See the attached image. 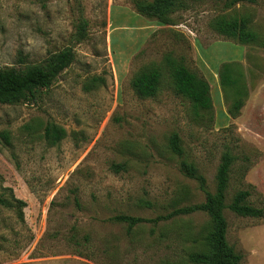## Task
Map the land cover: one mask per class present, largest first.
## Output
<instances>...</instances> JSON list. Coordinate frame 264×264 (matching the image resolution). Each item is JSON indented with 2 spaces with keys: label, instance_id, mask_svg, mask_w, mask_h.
Wrapping results in <instances>:
<instances>
[{
  "label": "rangeland",
  "instance_id": "1",
  "mask_svg": "<svg viewBox=\"0 0 264 264\" xmlns=\"http://www.w3.org/2000/svg\"><path fill=\"white\" fill-rule=\"evenodd\" d=\"M164 24L139 12L136 0H0V69L47 63L66 47L75 60L36 101L0 105V193L26 201L24 217L0 205V264H197L210 217L196 212L129 228L117 214L156 217L203 202L206 192L184 171L193 163L214 192L222 155L236 159L226 204L242 190L264 206V0H185ZM246 15L258 41L243 44L211 26L221 15ZM86 36L78 40L81 20ZM171 56L208 80L213 106L196 109L176 91ZM241 72L244 105L224 86L221 70ZM162 71L154 97L134 77ZM95 79V80H94ZM54 122L67 130L57 144L43 137ZM31 126V127H28ZM177 133L183 153L173 152ZM113 164H123L116 171ZM228 242L240 264H264V218L225 209Z\"/></svg>",
  "mask_w": 264,
  "mask_h": 264
},
{
  "label": "trees",
  "instance_id": "2",
  "mask_svg": "<svg viewBox=\"0 0 264 264\" xmlns=\"http://www.w3.org/2000/svg\"><path fill=\"white\" fill-rule=\"evenodd\" d=\"M257 0H228L226 7L238 3L256 2ZM185 0H136V7L140 13L155 18L164 24H172V14L180 8L186 7ZM82 26L78 31L77 39L86 36V20L82 18ZM211 26L220 34L236 39L240 43L250 44L258 41V33L252 29L250 18L246 15L227 16L221 15L212 19ZM75 60V51L72 47H66L51 55L46 64L32 65L26 69L1 68L0 69V105L15 104L23 100L36 101L40 97L43 88H48L56 80L59 74ZM167 65L171 71L175 89L178 93L188 97L196 109L210 110L213 106L211 87L207 79L191 71L183 63L168 56ZM235 63L225 62L221 70V81L224 86L234 87L238 97L234 100L230 113L233 117L239 114L244 105L245 93L240 88L241 72L235 69ZM95 80V79H94ZM162 71L159 67H152L138 73L133 79V87L142 97H154L161 86ZM31 127V126H28ZM67 134V130L54 123L48 122L44 127L43 137L54 145L59 143ZM11 143L9 130H0V142ZM173 152L181 155L183 147L180 137L173 133L170 138ZM238 157L231 151L222 155L216 174V189L214 192L206 187V179L198 172L193 163L183 161L182 166L186 174L198 180L202 189L206 192L203 202L176 208L166 214L148 218L129 214H117L113 219L125 222L129 228H133L145 222L159 223L174 217L205 212L210 217L209 230L204 236L205 250L192 252L190 259L197 264H240L243 254L228 242V221L225 209L229 208L240 216L264 218V206L256 207L249 202L251 191L242 189L238 191L230 204H226V192L230 184L233 165ZM118 172L124 168L123 164H113ZM10 196L0 193V205L17 211L18 217L23 218V208L26 201L15 196L13 189L9 188Z\"/></svg>",
  "mask_w": 264,
  "mask_h": 264
}]
</instances>
